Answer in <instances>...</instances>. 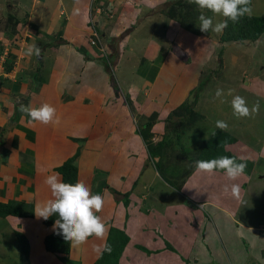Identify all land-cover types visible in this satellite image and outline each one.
<instances>
[{"label":"crops","instance_id":"crops-1","mask_svg":"<svg viewBox=\"0 0 264 264\" xmlns=\"http://www.w3.org/2000/svg\"><path fill=\"white\" fill-rule=\"evenodd\" d=\"M2 1L0 2V44L2 45V48L0 45V202L16 200L28 203L32 207V211H34L37 203L52 198L50 189L44 183V180L48 175L57 173L55 167L72 154L75 143L72 140L73 138L70 137L71 135L65 134L62 129L60 133H57L56 124L44 125L30 121L27 114L20 111V107L21 105L39 107L44 103H48L56 109V115L59 114L62 107V116L65 115V112L71 113V109L74 107L73 102L76 103L84 99L82 95L77 94L81 89L74 87L78 83L75 76H83L84 78L85 71H87L85 68L96 63L99 59V54L104 53L102 49V43L104 42L102 41H105L104 37L105 32L108 30L107 28H112L109 22L110 19L119 15L128 24L130 20L127 16L131 10H136V5L129 7L128 0H39L40 2L36 6L32 5L33 10H30L31 18H35V22L38 25L37 29H34L33 26L30 27V25L29 28L26 23H20V32L9 38L10 36H7L8 30L2 31V27L8 28L4 21L10 5L7 2L8 0ZM170 1L167 0L166 2ZM141 2L144 7L139 8L138 14L143 10V16L154 15L151 14V10L161 5V3L163 4L161 0H151L149 2L141 0ZM27 5H29L28 0H17L16 6L18 10L25 11L26 7L28 8ZM35 8L39 9V13L35 12ZM63 12H65L64 18L61 17ZM15 17L18 16L15 15ZM70 18L73 23L67 21ZM61 21L64 22L62 23ZM29 22L30 20H28V24ZM56 27L60 29L56 31H61L62 33L58 35V38L52 36V31ZM92 30L95 31L96 38L92 36L94 41L87 43L86 37L92 34ZM21 33H23V36ZM83 36L85 38H82ZM181 36L182 38H178L182 42L180 46L176 43V38H145L143 45L138 51H135L132 44L127 45L125 48V43H129L125 38H114V36L107 38L109 39L108 43L111 50L109 55L105 54L106 58H110V65H115L119 68L118 76L121 79L119 78V84L114 83L113 85L112 83L113 86L118 85L116 91L115 88L114 91L107 88L108 91L103 93H86L97 104L96 119L102 117L101 121L103 124L110 122L111 125L115 124L120 115L118 110L121 111L123 106H127L132 110L130 114L134 120L135 118L137 120L140 115V118H138L142 120L140 124L146 122L141 119L142 117L147 118L152 113H156L157 117L159 115L156 118L157 121L159 119L162 121L163 116L160 114H168L169 110L174 109L182 101L187 100V87L179 84L181 78L188 76V72L186 74L183 72L184 63L181 62L180 53L182 52L184 55V47L187 45V50L193 53V44L198 43L201 35H196L195 38H192V36ZM56 39H58L59 43H54ZM81 39H85V41H80ZM131 40L133 42L137 41L135 38H131ZM170 40H172V46L178 48L177 53H175V50H171V46H168ZM196 40L197 43H194ZM7 44L9 45L8 54L6 52ZM31 44H36L41 49L39 59L35 55L31 57L25 55L26 47ZM44 49L52 51V56L50 59H46V63L43 60L44 54H47L44 53ZM123 50H126V52L122 54ZM2 62L8 65L7 68H9L2 69ZM98 66L100 67L99 64ZM102 68L108 70L106 64ZM129 68H131L130 71H128ZM63 70H69L73 74L72 81L62 82V76L66 73ZM104 70L101 72H104ZM104 73H102L103 79H105ZM87 82L84 81L83 83ZM101 85L105 87L107 84L102 83ZM85 88H82V90ZM63 91L69 92L67 101L58 99ZM122 98H124V101ZM191 106L195 110V105ZM107 117L108 119L105 122ZM127 118L129 117L126 116V120H121L120 123L122 125L114 127L117 128V131L115 130L111 133V138L116 136L115 139L117 140L114 141L115 143H113L111 149L103 150L104 147H109L108 143L111 144L110 140H112L109 136H103L105 140L102 142L101 148H95L96 150L90 151V154H87V149H84L85 151H81L76 161L77 181L85 183L91 190L93 188V184L90 183L89 179L91 168L95 172H99V174L97 172L95 174L97 176L95 181L96 183L99 182V185L104 183L105 186L106 182H112L114 179L120 189L125 188L124 190H128V201L124 203L127 204V208L119 205L122 214H120L117 204V201L119 199L121 201L123 198L120 195L122 190L118 191V193H114L117 191L114 190L111 195L106 190L107 186H105V189L100 192L105 199L102 220L107 221L109 219L108 221L112 223L111 225L122 229L128 236V240L118 258V264H163V261L169 260L171 257L168 252H174L175 249L171 246L172 244L167 242L168 239L171 240L170 237L173 238L174 242L179 237V240L190 248V254L195 251V258L191 257L186 264H193L195 261L209 262L208 257L210 258V256L202 257L201 253V251L207 252L204 248L206 243H210L211 247L220 253H217L218 259H224L221 255L224 252L227 255L226 260L229 264L238 263L239 258H235L232 255L231 239L220 236L219 229L223 228L222 221L219 219L220 223L217 225L215 223L216 218L213 217L215 215L210 216V214H217L219 218L223 219V222L226 219L231 221V214L233 213L228 212L227 207L216 202V198L219 197L222 191L221 186L225 188L227 185L231 188L229 184L235 182V184L243 186L246 185L244 182H247L251 177L243 173L232 181L227 179L223 171H214L212 174H206L200 173L194 168L185 178L184 183L188 181L186 187H184V183L180 187V191L183 189L191 194H187V201L180 202V205H183L180 206V209L187 210H180V212L187 213L186 216L182 217L180 213L176 214V209H179V206L174 204L175 201L172 200H166L162 204V208H156L153 203L152 206L143 207V201L146 199L148 191L152 192V182L149 183L147 181L146 178L149 173L145 170V168L149 169L150 164L144 163V167L138 169L140 173L138 180H135L134 176L132 177L133 173L130 171L129 166H127L126 170L119 168L117 172L110 170V167L120 155L123 163L135 165L137 162L131 154L134 155V152L138 149L137 153L142 151L140 150L142 147L137 134L139 131L134 129L132 118L129 121H127ZM158 124L159 122H156V124L152 125L150 131H153L155 129L153 126ZM229 129L230 126L226 130L232 135L238 131V128L235 131H230ZM239 130L241 131L242 128L239 127ZM234 137L235 142L224 147L228 152L229 148L233 147L239 138L242 141L240 145L243 146V136L234 135ZM246 139L247 146L245 144V148L248 150V156L236 154L235 157L238 159L247 158L248 160H256L259 157L264 158V136L261 138V143L258 144L257 137L254 140ZM250 142L255 143L256 146L249 145ZM103 151H107L109 156L102 155ZM152 160L156 161V157ZM152 160L150 161L153 167ZM85 162L87 163L86 165H84ZM87 171L88 177L86 178L85 172ZM119 173L124 177L117 176ZM125 174L130 178L129 182L124 180ZM159 179H161L160 175ZM259 179H264V173L259 175ZM121 182L123 188L120 185ZM216 187L220 188L217 193H215ZM200 189L204 190V195H207L200 196L201 193L199 194L198 191ZM226 194L227 196L223 198L224 201L222 202L226 203L224 205L234 201L231 194ZM119 196L121 197L119 198ZM190 200L193 205H200L201 208L207 205L212 211L206 210L208 214H203L197 210H191V207H185L183 203L188 204ZM114 208H117V212L113 214L115 212ZM229 208L232 209V207ZM218 213H221V215H218ZM205 217H207V220ZM169 218L170 220L174 219L171 227L166 221ZM208 218L212 220L211 223H208ZM0 219L10 225L9 227L14 231V235L15 232H19L25 237L28 250L33 247L34 250L37 249L40 253L42 251L38 249L39 247L44 250L42 240L44 235L50 231V228L42 223L43 218H37L33 212L31 217L8 215L0 217ZM194 223H197L198 227H194V231L189 233L187 228L195 225ZM109 226L107 223L108 228ZM240 228L246 231L244 235L247 238H249V232L254 230L253 227L245 224H241L238 229ZM227 229L229 231L230 227ZM224 231L226 230H223V234H225ZM163 236L165 240H163ZM167 243L173 250L166 248L165 244ZM196 252H200L201 257L196 255ZM163 253L165 255L164 260ZM194 254H191V256ZM232 261L235 262L233 263ZM169 264L182 263L170 262Z\"/></svg>","mask_w":264,"mask_h":264},{"label":"rangeland","instance_id":"rangeland-1","mask_svg":"<svg viewBox=\"0 0 264 264\" xmlns=\"http://www.w3.org/2000/svg\"><path fill=\"white\" fill-rule=\"evenodd\" d=\"M142 1L149 2L151 0H142ZM174 1L176 0H171L170 2H163V9L171 6L174 3ZM180 1H182L184 5H192L193 7L195 5L188 3V0H180ZM0 2L3 1L0 0ZM7 2L10 5L7 13L14 12L13 14L18 16V17H10L12 15L8 16V14L6 13L7 14L6 17L8 18L7 19L8 22L6 23H9L8 25L9 29L11 28L10 25H13L12 26L13 31L10 32V35L9 34L7 35L10 36L9 38H12V35L15 36L18 34V32H20L21 28L18 27L20 26L19 25L20 23L23 24L26 23V26L29 27L30 25V27L33 26L34 29H37L38 25L35 22V18H31L30 10H33L32 5L36 6L40 2L39 0H28V4H29L27 5L28 8L26 7L25 11L23 12L17 9L16 6L17 0H8ZM128 2H129V7L136 5V10L135 11L131 10L130 14H128L127 16L130 22L126 24L124 22V19L120 18L119 15L113 16L109 21L110 24L112 25V28L111 29H109V27L107 28L108 30L107 32H105V37H104L105 41L104 40L102 41L104 42L102 43V47H103L102 49L104 50L103 51L104 53L99 54L100 56L99 59L96 61V63H93L92 66L88 65L85 68L87 71H85L84 78L83 76H75L78 83L74 87L81 89L80 91L77 92V94L82 95L84 99H81L82 101H77L76 103L73 102L74 107H72L71 113L65 108L67 112H69L70 114L65 112V115L62 116L61 115L62 114L61 112L63 110L62 107L60 108V111L58 110L59 114L56 115V117L59 118V124H56L57 126L56 132L60 133V130L62 129L63 132L65 131V134L71 135L70 137L73 138L72 140L75 143V148L72 154H74L75 151H78V156L76 158V161L81 151H85L84 149H87V154H90V151H95L96 149L101 148L102 142L105 140L104 137L109 136L111 138V133L115 130L117 131V128L114 127L122 125L120 122L123 119L126 120L125 119L126 116L129 117L127 118V121L131 120L132 118L130 114L132 110L127 106H123L121 108V111L118 110V112H120V115L118 116L115 124L111 125V122L107 124L106 123L103 124L101 121L102 117L96 119L97 104H95L94 99H91L90 95L88 96L86 95V93H90V92L91 94L93 93L95 94L96 92L103 93L105 91H108V89L111 90L113 89V91L114 88L115 91L116 88L118 89V85L116 86L113 85L114 83L116 84L120 83L119 78L121 79V77L118 76L119 68H117V66L115 65H110L111 60L110 58H106L105 55V54L109 55L111 50V47L109 46L108 43L109 39L107 38H112V36H114V38H125L126 40L129 41V43H125V48L127 45L132 44L134 45L135 51H138L140 47L143 45L144 43L143 41L145 38H176V43L178 44V46H180L182 42L181 40L179 41L178 38H182L181 35H185V37L192 36V38H195L197 35V34L196 35L193 34L189 30L184 29V27L182 25L180 26L175 19L165 16L166 13L164 14L163 11H159L160 14L157 13L158 9L151 10V14H154L152 16H143V10L138 14L139 8L144 7V5H142L141 0H128ZM250 6L252 8V15L264 16V0H251ZM198 10L200 12L199 15L203 11L204 15L208 17H212L214 24L223 19V17L221 16H214L210 11L206 9L201 10L198 8ZM36 11L38 12L39 9L35 8V12ZM64 13L65 12H63L61 16L63 18L65 17ZM186 15L187 16L185 17L184 21L182 20L183 23L186 21L189 22L191 19L190 14L187 13ZM9 18H11V20ZM28 20H30L29 24H28ZM67 21L73 23L71 18ZM14 22H16L15 26H14ZM61 22L63 23L64 21ZM194 23L198 27L200 22L199 21L197 22L196 19ZM191 25H192V21H191ZM57 29L59 28L56 27L55 30L52 31V36H55V38H58V35L62 34L61 31L57 32L56 31ZM197 29L198 31H200L199 28ZM2 31H4V27H2ZM21 35L23 36V33H21ZM218 37L219 34L211 30H209L208 33L203 32L201 34V38L199 39L198 43L196 40V42L194 43L197 44H193V53L187 50L188 45L184 47V51H183L184 55L182 52L180 53L181 55L180 59L182 60L181 62L184 63L183 72L185 74L188 72V76L181 78L179 80V84L187 87L188 93L186 98L188 102L192 103L193 106L195 105L194 107L195 111L199 112L200 115L203 116V118L192 123L193 126L189 130H185V131H181V129L187 123L184 122L185 120L183 117L181 116L177 117L176 115L179 112H181V110L178 111L175 109L174 111V109H172L169 110L168 114L166 113V115H164V113L163 115L160 114L161 116H163L162 121L160 119L159 121L156 120V118L159 117V115L157 117V114L155 116L149 114L147 118L144 117L141 118L144 121L151 122L153 125L156 124V122H159L158 125L153 126V128L155 127V129L151 131L150 133L151 137L149 138L152 143L164 139V145L161 147L162 149L161 153L163 159L162 161L160 160V163H163V167H168L170 169L172 168L174 171V173L172 172L173 175L176 173L174 177L171 174L172 175L171 178L174 179L176 178L175 184H177L182 177H185L186 174L190 171V169L195 165L194 158L197 153V150L203 144L204 140L206 139L205 137H207L210 132L216 129L217 120H222L227 122L228 127L230 126L229 129L230 131H235L238 128V131L235 132L234 135L243 136L242 138V140L244 141L243 146L240 145L242 141L241 138H239V140H237V143L234 144L233 147L229 148V152L231 151V154H233L234 156L236 154L239 156H245V155L248 156L247 154L248 150L247 148H245L247 146V142L245 141L246 138L247 139L250 138L254 140V138L257 137L258 140L257 144H258L261 143V138L264 136V31L255 41L220 42L218 40ZM131 38H135L137 41L133 42ZM80 41H85V39H81ZM54 43H59L58 39H56ZM87 43L89 42L87 41ZM172 44H173L172 40H170L168 46L169 47L171 46V50L172 51L175 50V53H177L178 48L173 47ZM8 46L9 45L7 44V47ZM44 51H45L44 53H47L46 55L43 53L44 54L43 60L46 63V59L51 58L52 51L48 49H44ZM125 52L126 50H123L121 53L123 54ZM97 63L100 65V67L98 66ZM105 64L108 67V70L107 69L104 70V68H102ZM102 70H104L105 73L101 72ZM130 70L131 68L128 69V71ZM63 71L66 73L62 76V80H63L62 82L66 83L72 81L71 78H73V74L69 70H63ZM102 73H104L105 79H103ZM84 81H88V82L83 83ZM102 83L107 85L103 87L101 85ZM84 87L86 88L82 90V88ZM87 89L89 90L87 91ZM217 89L223 90L224 92L223 97L216 98L215 92ZM229 91H231L232 93L231 95H228ZM235 95H239L243 97L246 100L247 106L250 109L255 103L259 102V112L250 117L239 118V119L236 118L233 115V110L230 103L233 96ZM68 96H69V92L63 91L61 93V96L58 97V99H60V101L63 100L67 101L69 99ZM122 99L124 101V98ZM221 99L224 101L223 103L221 102ZM128 106L131 107L130 104H128ZM138 118H140V115ZM138 118L137 120L136 118L135 120L134 118H132L134 129L137 130L141 127L140 123L142 122V120H139ZM107 119L108 117L106 118V120L104 119L105 122L107 121ZM177 121H182L184 123L176 124ZM172 124L175 125L174 129H172ZM239 127L242 128L241 131L239 130ZM137 134L141 142L140 145L142 147V149L140 150L142 151L137 153V151H139L138 149L136 152H134V155L131 154L132 156H134L137 163L135 165L133 164L127 165L121 161V155H120L119 158L114 161V163L110 167V170H112L113 172H117L119 171V168H124L123 170H126V168H128L127 166H129L130 171L133 173L132 177L134 176L135 180H138L140 177L139 175L140 173L138 169L143 168L144 163L150 164L151 168L150 167L149 169L145 168V170L149 173L146 178L147 181L149 183L152 182L151 183L152 192L148 191L147 197L143 201L144 202L143 207H149L154 204L156 208H162V204H164L166 200L168 201L172 200L175 201L174 204L179 206V209H176V214L180 213L182 217L186 216L187 213L180 212V210H182L180 209V206H183L180 205V202L187 201L188 198L186 197L187 194H190V192H187L186 190L183 189H181V191L180 189L176 190L173 187H171V185H169L162 178H161L162 180L159 179V174L155 169V164H154L155 161L152 160L153 158L152 159L149 158L146 153L144 154L145 152L144 141L141 138V134H139V132H137ZM115 138L116 136H114V138H111L112 139L110 140L111 144L108 143L109 147L106 146L104 147L103 150L107 148L111 149L113 143H115L114 141L117 140ZM249 145L256 146L255 143H251V142L249 143ZM72 146L74 145L72 144ZM121 152H123V150H121ZM102 155H106L107 157L109 156L107 151L106 152L103 151ZM157 159L158 158H156V161ZM150 160H152L153 167L151 166L152 164ZM241 160L243 163L246 164V168L243 173L249 175L251 178L247 182H244L246 183V185L240 186L241 187L240 189H242L240 191V199H238L237 202V199L234 198V201H231L230 204L224 205L226 203H222L224 201L223 198H226L227 194L224 192L223 186H221L222 191L220 192L219 197L216 198L217 200L216 202L219 203V205L221 203L223 206L227 207L228 212L233 213L231 214L232 215L231 221H227L226 219L223 222L222 218H219L217 214H213V213L210 214V216L215 215L213 217L216 218L215 223L217 225L220 223L219 219L222 221L223 224L222 229L223 230L225 229L226 231H224L225 234H223V230L219 229V232L221 233L220 236L222 238L224 237L231 239L230 243L232 246L231 249V251L233 252L232 255L235 256V258H239L238 263H234L235 261H232L234 264H264V179H259V175L261 173H264V158L259 157L256 159L257 161L250 159L248 160L247 158H242ZM76 161L75 164L77 163ZM86 164L87 163L85 162L84 165ZM96 172L97 174H99L98 171ZM96 172L94 171L93 168H91L89 174L90 183L93 184V188L91 191L94 194L103 191L105 189V186H107L106 190H108L111 195L114 192V190H117L114 193L116 192L118 193V191L122 190L120 194L121 196H124L123 193L128 192V190H124L125 188L122 187V182L120 185L123 189H120L119 185H117L114 179L112 182L109 183L106 182L105 186L104 183L103 184L101 183L99 185L98 184L99 182L96 183L95 181L97 177L95 175ZM165 174H167V172H165ZM85 176L86 178L88 177V171L85 172ZM117 176L120 177L123 175L119 173ZM124 180L125 182H129L130 178L127 177V175L125 174ZM184 182L185 180L183 181V183ZM187 182L188 181H186V183ZM186 183H184V187H186ZM231 185L232 184H229L230 187ZM219 190L220 188L216 187L215 193H217ZM198 191L199 194L201 193L200 196H203L204 195L203 193H205L204 190L201 189ZM229 194H230V188H229ZM121 196H119V198ZM124 199L125 198H122L121 201L119 199L120 202L117 201V204L118 206L119 205L125 206V208H127V204H124L123 201ZM183 204L185 205V207L186 206L187 208L191 207V210H197L198 212H202L203 214L205 213L208 214L206 210L212 211L207 205L206 207H202V208L200 207V205L199 206L193 205L191 200L189 201L188 204L185 202ZM190 205H192L193 207ZM120 206H119V210H120L119 212L120 214H122ZM229 207H232V209H230ZM113 210L115 211L113 212V214L117 212V208H114ZM182 211H187V210H182ZM102 213H104V210L98 213L101 219L103 218ZM218 215H221V213H218ZM206 218L207 217H205V219ZM108 220L104 221L107 229H108L107 223L108 225L113 226L111 225L112 223ZM173 220H170V218L166 220L169 227L172 226ZM211 222L212 220L208 218V223ZM240 223L253 227L254 230L252 232H249V238H247V236L244 235V233H246L244 229L241 228L238 229V227L241 225ZM194 224L195 225H192V227L189 226V228H187V231L189 233H192V231H194V227H198L197 223ZM9 226L10 225L5 221L3 220L0 221V264H30V262L31 264H63L58 259L57 255L44 251L42 247L38 248L39 250L42 251L41 253L38 252L37 249L34 250L33 247L32 249L27 251L25 257L22 251L20 250L21 244L17 240L16 235H14L13 233L14 231ZM228 227H230L229 231H227ZM170 239L171 240L168 239V241L167 240L166 241L172 244L171 246L174 247L175 249L174 252L171 251L172 253L168 252V254L172 258L170 257L169 260L163 261V264H169L170 262L186 264L187 261L191 259V257L195 256L194 254L195 251H192L191 254L194 255L191 256V254L189 253L190 248L185 246L179 240V237L176 238V242H174L172 237H170ZM163 240H165L164 236H163ZM103 243H104L103 241L95 237H89L87 243H85L81 247L73 248L71 247V245H69L70 248H69L68 257L69 259L74 261V264H94V260L98 256V253H96L93 250V245H102ZM211 246L212 245L210 243L209 244L206 243L204 244V248L207 252L201 251L203 255L202 257L210 256V258L208 257L209 262L207 263L229 264L228 261L226 260L227 255H225L224 252H222L221 255L224 257V259L223 260L221 258L218 259L217 253L219 252H216L214 248H212ZM196 255L201 257L200 252H196ZM164 259H165V255L163 253V260ZM207 263L203 261L193 262V264H207Z\"/></svg>","mask_w":264,"mask_h":264},{"label":"clouds","instance_id":"clouds-1","mask_svg":"<svg viewBox=\"0 0 264 264\" xmlns=\"http://www.w3.org/2000/svg\"><path fill=\"white\" fill-rule=\"evenodd\" d=\"M162 2H166V0H162ZM188 3L195 4L201 10L206 9L214 16L223 17L221 21L214 24L212 17L204 15L202 11L198 16L200 22L198 27L204 33H208L211 30L220 34L227 28L229 21L235 23L245 15L249 17L252 15L251 0H188ZM90 36L96 38L94 30H92ZM87 41L93 42V37L87 38ZM8 48L9 46L6 50L7 53ZM40 54L41 49L36 44L26 47V56L35 55L39 57ZM231 94V91H229L228 95ZM215 96L216 98L223 97V90L217 89ZM221 102L223 103L224 101L221 99ZM230 103L233 115L238 119L250 117L259 112V102L255 103L250 109L246 100L239 95L233 96ZM20 111L26 113L32 122H39L44 125L50 123L59 124V118L56 117V109L48 103H44L39 107L21 105ZM216 128L223 131L228 128V124L225 121L217 120ZM213 136H215V133H213ZM195 168L198 172L206 174L222 170L228 180L234 181L243 174L246 164L243 162L238 163L232 157L220 156L209 160H197ZM44 183L49 187L52 198L35 205L33 211L35 216L44 220L53 215L58 216V219L53 224V230H58V234H61L63 239L73 248L81 247L87 243L89 237H95L104 241L102 245H93V250L96 253L111 252V247L106 241V225L98 215L104 207V196L100 193L94 194L83 182H64L59 173L48 175ZM224 192L229 193L227 185L224 188ZM230 194L233 198L240 199V186L233 183L230 188Z\"/></svg>","mask_w":264,"mask_h":264},{"label":"trees","instance_id":"trees-1","mask_svg":"<svg viewBox=\"0 0 264 264\" xmlns=\"http://www.w3.org/2000/svg\"><path fill=\"white\" fill-rule=\"evenodd\" d=\"M192 5H184L182 1L176 0L174 3L163 9V4L158 5L153 8V10L158 9V11H163V13H166V16L175 19L179 25L183 26L184 29L189 30L190 32L201 35L203 32L198 31L197 25L194 23L195 20H198L199 16V10L196 5L194 7ZM190 14V21H186L183 23L186 14ZM8 16L12 15L10 17H15V14L13 12L7 13ZM6 14V15H7ZM5 15V17H6ZM7 17L5 18L4 23L8 22ZM11 20V18H9ZM16 19V18H15ZM183 20V21H182ZM180 21V22H179ZM192 21V25H191ZM181 23V24H180ZM198 24V23H197ZM9 23H6V27H8ZM16 25V22H14V26ZM89 23L87 22V26ZM11 28H4V30H8L7 33L10 34L11 31H13L12 26ZM20 27V26H18ZM264 31V16H254L251 15L250 17L245 15L244 17L240 18L238 22L233 23L232 21L228 22L227 28L223 30L222 33L219 34L218 40L220 42H243V41H255L261 33ZM1 35V34H0ZM92 37L88 35L89 38ZM82 38H85L84 36ZM90 43V41H88ZM1 45V44H0ZM2 48V45H1ZM8 54V53H7ZM4 62V61H3ZM2 68L8 69L5 63H2ZM188 103V104H187ZM188 102V100L182 101L180 104H178L175 108L176 110H181L177 115V117L181 116L184 118L185 126L182 128L181 125V131L189 130L194 122L197 120H200L203 118L200 113L196 112L192 108V103ZM183 110V111H182ZM176 111V112H178ZM153 116L156 115V113H152ZM182 121H177L178 123H184ZM153 124L149 121H146L145 123L141 124V127L138 129L139 134H141V138L144 141L145 144V151L149 158H158L157 161L154 162L155 169L157 170L158 174L161 176V178L166 181L171 187H173L176 190H179L183 181L185 180V177L191 173V171L194 169L195 165L190 169V171L186 174L185 177H182L181 180L176 183V178H171L174 173L173 169L168 167H163V163H160V160L162 161V149L161 147L164 145V139L159 140L155 143H152L150 141V133H151V126ZM174 124H172V129H174ZM213 133H215V136H213ZM235 142V137L230 134L229 132L225 130H220L218 128L214 129L212 132L209 133L207 138L204 140L203 144L198 148L197 153L195 155L194 161L197 160H209L212 158H217L220 156H228L235 158L238 163L242 162L241 159L236 158L233 154L225 150L224 146L230 143ZM78 156V151H75L74 154L64 159L58 166L55 167V171L60 174L61 179L64 182L69 183H75L77 182V167L75 164L76 158ZM216 171H222V170H216ZM167 172V174H165ZM172 174V175H171ZM176 175V173L174 174ZM173 175V177H174ZM123 198H125L123 201L126 203L128 192L123 193ZM16 216V217H31L33 215L32 207L28 203L16 201V200H9L7 202H0V217L5 216ZM58 219V216L53 215L49 217L47 220H42V223L50 228V231L46 233L43 237L42 244L43 248L48 253H53L57 255L58 259L63 264H74V261L69 259V245L64 239L61 234H58V230H53V224L55 220ZM17 240L21 244L20 250L26 257V253L28 251V245L27 241L25 240V237L19 233H15ZM128 240V236L125 234V232L117 227L110 226L108 228L107 234H106V241L111 247V252H104L103 254H98L96 259L94 260V264H118V258L123 250V247L125 246L126 242ZM166 248L169 250H173L172 247L167 243L165 244Z\"/></svg>","mask_w":264,"mask_h":264},{"label":"water","instance_id":"water-1","mask_svg":"<svg viewBox=\"0 0 264 264\" xmlns=\"http://www.w3.org/2000/svg\"><path fill=\"white\" fill-rule=\"evenodd\" d=\"M37 59H39V57H37Z\"/></svg>","mask_w":264,"mask_h":264},{"label":"built area","instance_id":"built-area-1","mask_svg":"<svg viewBox=\"0 0 264 264\" xmlns=\"http://www.w3.org/2000/svg\"><path fill=\"white\" fill-rule=\"evenodd\" d=\"M7 50V49H6Z\"/></svg>","mask_w":264,"mask_h":264}]
</instances>
